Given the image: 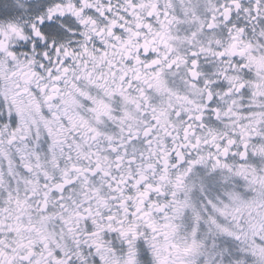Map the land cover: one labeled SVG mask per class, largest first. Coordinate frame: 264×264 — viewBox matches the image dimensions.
<instances>
[{
    "label": "snow or ice",
    "instance_id": "6c2138e0",
    "mask_svg": "<svg viewBox=\"0 0 264 264\" xmlns=\"http://www.w3.org/2000/svg\"><path fill=\"white\" fill-rule=\"evenodd\" d=\"M0 264H264V0H0Z\"/></svg>",
    "mask_w": 264,
    "mask_h": 264
}]
</instances>
